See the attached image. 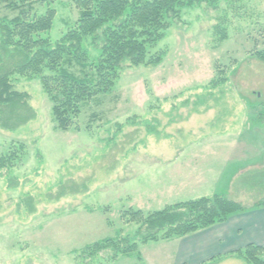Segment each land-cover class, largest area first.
Instances as JSON below:
<instances>
[{"label": "rangeland", "instance_id": "obj_1", "mask_svg": "<svg viewBox=\"0 0 264 264\" xmlns=\"http://www.w3.org/2000/svg\"><path fill=\"white\" fill-rule=\"evenodd\" d=\"M14 1L0 2V19L18 15L8 6ZM49 8L57 15L45 37L56 42L80 12L72 0H43L33 13ZM85 47L99 58L91 39ZM257 51L264 52V0L185 7L150 49L147 62L162 61L126 65L113 91L85 103L67 131L58 128L41 78L13 76L30 111L14 114L27 121L12 132L0 125V159L19 151L13 167L0 166V264H141L140 257L168 264L172 245L163 239H138L136 252H124V240L140 228L126 216L195 200L192 190L181 193L186 176H204L209 186L208 171L224 179L232 170L231 200L247 210L264 201V61ZM175 189L180 194L171 195ZM107 239L95 253L92 246Z\"/></svg>", "mask_w": 264, "mask_h": 264}, {"label": "trees", "instance_id": "obj_2", "mask_svg": "<svg viewBox=\"0 0 264 264\" xmlns=\"http://www.w3.org/2000/svg\"><path fill=\"white\" fill-rule=\"evenodd\" d=\"M42 1L10 2L8 6L18 15L0 19V125L7 131L27 121L22 115L16 121L12 118L19 109L30 111L29 96L14 91L13 76L41 78L58 128L67 131L75 126L85 103L113 91L126 65H157L162 61L157 57L147 62L150 49L163 39L173 21H181L183 8L203 1L216 7L219 0H72L80 12L79 19L56 42L45 35L54 26L57 10L49 8L39 16L33 13L34 4ZM88 39L100 53L97 60L85 47ZM257 55L264 61V52L257 51ZM18 153L0 159V166L13 167ZM246 211L240 203L218 194L177 203L147 216L142 210L128 211V221L140 228L134 239L124 240L128 244L124 252H136L138 239L147 243L184 238ZM111 242L100 241L92 248L98 253ZM263 254V247L249 245L234 255L248 264H264Z\"/></svg>", "mask_w": 264, "mask_h": 264}, {"label": "crops", "instance_id": "obj_3", "mask_svg": "<svg viewBox=\"0 0 264 264\" xmlns=\"http://www.w3.org/2000/svg\"><path fill=\"white\" fill-rule=\"evenodd\" d=\"M218 166V164H214L213 167ZM209 168L211 167L209 166ZM172 171H175V168ZM207 173L211 176V185L203 184L204 176L199 180L197 176L190 174L191 176H186V184H183L185 189L181 193L192 190V195L196 196L195 200L214 194L229 197L231 194L228 193V189L231 186L228 177L232 170L228 172L229 176H225L224 179H219L214 170ZM178 179L181 180V175L178 176L176 173V180L178 181ZM179 186L181 185L178 184ZM176 193L180 194L177 190L174 193L170 192L171 195ZM229 198L231 199V196ZM237 202L244 204L241 199ZM164 242L172 245L168 264H248L234 254L249 245L264 248V201L255 203L254 207H250L246 212L233 215L225 223L184 238ZM218 258L223 259L213 261Z\"/></svg>", "mask_w": 264, "mask_h": 264}]
</instances>
